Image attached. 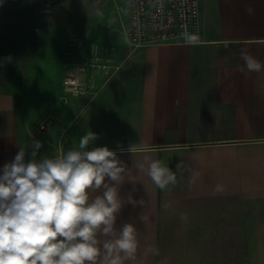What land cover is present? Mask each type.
Segmentation results:
<instances>
[{"label":"crops","instance_id":"crops-1","mask_svg":"<svg viewBox=\"0 0 264 264\" xmlns=\"http://www.w3.org/2000/svg\"><path fill=\"white\" fill-rule=\"evenodd\" d=\"M199 2L202 41L126 52L125 70L92 73L89 100L71 108L67 134L56 126L55 148L37 131L32 83L17 92L12 80L30 58L24 31L31 0L0 4V175L21 148L26 163L33 159V141L42 145L39 160L97 134L89 149L107 146L132 169L135 183H123L120 198L146 201L125 203L117 214L115 227L133 223L138 232L137 259L125 264H264V67L248 72L240 57L244 49L264 65V0ZM145 156L173 171L182 163L177 183L157 188L137 171ZM149 245L160 254L145 258Z\"/></svg>","mask_w":264,"mask_h":264},{"label":"clouds","instance_id":"clouds-1","mask_svg":"<svg viewBox=\"0 0 264 264\" xmlns=\"http://www.w3.org/2000/svg\"><path fill=\"white\" fill-rule=\"evenodd\" d=\"M245 11L253 15L255 10L249 6ZM184 41L196 45L200 38L185 33ZM240 57L248 72L259 73L264 67L247 50L242 49ZM6 60L11 62L12 57ZM236 70L244 68L238 65ZM97 138L88 131L79 138L78 147L39 160L35 150L42 145L33 141V159L26 163L21 148L4 165L0 175V264H125L137 259L136 226L124 223L117 228L115 224L125 203L146 206V201H137L131 194L126 201L120 198V186L126 181L135 183L132 169L107 146L90 150ZM127 151L135 149L130 146ZM182 167L177 163L173 171L150 156L136 165L161 190L177 183L176 173ZM180 218L183 221L187 216ZM149 254L158 256L160 251L149 245L145 258Z\"/></svg>","mask_w":264,"mask_h":264},{"label":"rangeland","instance_id":"rangeland-1","mask_svg":"<svg viewBox=\"0 0 264 264\" xmlns=\"http://www.w3.org/2000/svg\"><path fill=\"white\" fill-rule=\"evenodd\" d=\"M128 10L127 0H31L24 31L25 52L30 58L12 80L17 92L32 83L38 102L33 110L37 113V131L52 139L45 142L48 148H55L57 125L63 124L64 134L70 131L73 105L89 100L91 74L123 71L126 52L127 56L140 52L123 36ZM27 73H32L31 78ZM67 77L77 83L66 85ZM54 151H48L49 158L54 157Z\"/></svg>","mask_w":264,"mask_h":264},{"label":"built area","instance_id":"built-area-1","mask_svg":"<svg viewBox=\"0 0 264 264\" xmlns=\"http://www.w3.org/2000/svg\"><path fill=\"white\" fill-rule=\"evenodd\" d=\"M127 2L128 20L122 32L133 50L168 43L185 44V33L196 34L200 42L202 41L199 0H127ZM121 9L124 12V9ZM64 83L72 85L77 81L67 77ZM43 126L45 125L42 124L41 127Z\"/></svg>","mask_w":264,"mask_h":264}]
</instances>
